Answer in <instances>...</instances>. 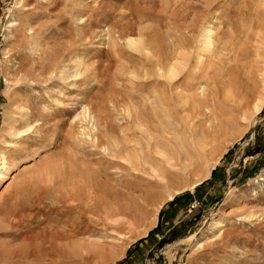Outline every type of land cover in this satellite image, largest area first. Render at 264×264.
I'll use <instances>...</instances> for the list:
<instances>
[{
	"label": "rangeland",
	"instance_id": "1",
	"mask_svg": "<svg viewBox=\"0 0 264 264\" xmlns=\"http://www.w3.org/2000/svg\"><path fill=\"white\" fill-rule=\"evenodd\" d=\"M261 2L0 0V156L8 167L0 178V264H34L23 260L41 250L39 233L71 222L87 228L74 238L88 240L80 264H264V103L222 135L224 118L193 119L194 129L216 131L194 159H177L174 139L188 150L196 143L185 118L203 97L213 109L221 62L237 76L245 67L264 70L254 54L257 33L264 35L253 26H264ZM207 28L215 48H229L222 60L200 43ZM138 36L162 62L182 52L175 79L157 76L128 48L126 37ZM183 96L192 100L181 107ZM141 112L169 142L155 135L157 153L143 152L155 172L140 163L120 172L112 142L143 145ZM135 152L122 154L133 160Z\"/></svg>",
	"mask_w": 264,
	"mask_h": 264
},
{
	"label": "bare ground",
	"instance_id": "2",
	"mask_svg": "<svg viewBox=\"0 0 264 264\" xmlns=\"http://www.w3.org/2000/svg\"><path fill=\"white\" fill-rule=\"evenodd\" d=\"M261 4H262V7L264 8V0H262ZM262 14H264V13H262ZM262 16H264V15H262ZM254 25L259 26L258 28H260V27L262 29L264 28V26L261 24L260 20L256 21L255 24H253V26ZM231 29H232V27L230 26L229 31ZM232 30H234V29H232ZM213 34H214L213 29L207 28L204 31V33H202L200 35L201 36V38H200L201 42L200 41L199 42L204 47L205 51L208 52L210 58L214 57L215 53L219 52V58H220V60H222L221 57L223 55H225L227 53V51H229V48L227 49V48L222 47V46L219 48H215V46L213 44ZM229 34H231V33H229ZM261 34L262 33L259 32L256 35V39H255L254 43H256L257 46L255 48L254 54H255V60L257 62L262 63V61H264V60L259 61V59L264 58V55L260 56L261 49H262V51H264V37H263L264 35L262 34V36H261ZM247 37H248V35H247ZM125 41L128 45V48H130L131 50H133L137 53L142 54L144 57L147 58V60L151 63L153 70L155 71V72L154 71L153 72L156 73V75L159 77H163L167 80H173L176 78V76L178 74V68L180 67V65L184 66V64H185L182 62V60L185 61V59L182 57V52L179 53L176 51L177 53L175 55H173L174 56L173 61L170 62V60H166L165 62H162V61H160V59L158 57L155 58V56L151 53V50L149 49L148 45L143 42L141 37H139V38H137V37L136 38L126 37ZM262 51H261V54H262ZM238 52H240L239 55H242V57L244 55L245 58L250 56V54H252L251 51L248 50L246 45L240 46L238 49ZM218 61H219V59H218ZM219 62H221V61H219ZM159 65H161L164 68V69L162 68L163 71L159 67ZM149 66H150V64H149ZM226 67L224 66V62L220 63V67H219L220 69L218 72V76L215 79L217 89H216V95L214 97V100L212 101L214 103V107H212L213 108L212 110L210 108L211 105L209 107L210 111H212L213 114L211 115L212 112H210V114H209V109L206 108V105L208 104L207 101L211 97H209L208 99H205V97H203L201 100V104L200 103L198 104L195 101L193 102L192 108L195 112L194 116H191L192 115L191 114V115L186 116V118H185L186 121L188 122V124H187L188 125V132H189V134H191V136L195 137V140H196V143L194 144V146H192L188 150L185 147V145L183 144V141H182L183 139L179 138L178 134H176L177 137L174 138L175 143H176V148L179 149V150L177 149L178 153H179V154H177L179 156V157H177V159H179L180 161L185 156H188V157L190 156L191 159H194L196 156H199V155L205 153L208 144L204 139L205 138L211 139L212 136L209 137V135H214V133H216L213 126H212V128L209 127L210 124L207 127L203 126L204 123L206 125V123L210 122L209 117H212V118L213 117L214 118L219 117L220 120L223 118L226 120V121H224L225 124H223L224 127L223 128H221V126L219 127L218 132L219 131L221 132L224 129L229 128V126L234 123L236 118L246 117L249 110L253 111L255 114L260 112V109L264 103V70L261 71L262 69H260L258 67L255 70L253 68H250V67H248V69L245 67V70L242 73H239V75L237 76L236 71H239V70L236 67H227V68ZM181 70H179V71H181ZM144 71L146 72L147 70H144ZM179 73H181V72H179ZM144 76H146L145 73H144ZM230 76H231V78H230ZM235 78H237V79H235ZM232 79H233V81H231ZM225 82L230 84L229 86L231 87V91H229V95H228L227 99L225 98V99H222L223 101L222 100L218 101L219 100L218 98H220V96H219L220 92H222L225 88ZM221 89H222V91H221ZM200 95L204 96L203 92H200L199 96ZM190 100H192L191 96H183V98H181V103H180L181 107L186 106ZM230 104H231V106H230ZM232 105H233V107H232ZM202 109H204V110H202ZM204 112H206L207 114H204ZM200 115L203 116V119L201 117V121L203 120L202 122H204V123L202 126L205 129L204 130L202 129L201 131H200V129H198L199 130L198 131L197 129H194L193 119L198 118ZM139 120H140V122H144L145 120L149 121V123L146 125H144L143 123H140V122H139L140 124L139 123L135 124L136 128L141 131L140 133L142 136L141 140H143L142 141L143 145H141V143H139V140H138V143H136L137 140H135V139H131V140L125 139L122 142H118V141H116L114 143L112 142V145L114 144L113 145V147H114L113 152L115 153L114 157H117V159L120 158L123 161L122 163L116 164V167L118 168V170L120 172L125 170L124 165L129 166L131 170H138L137 166L139 163L141 165L147 167L148 169L152 170L153 172H155L156 171L155 167L147 161L148 155H144L143 152L146 150L149 151V150H154V149H155L154 151L156 152V148H158V146L156 143L155 135L162 136L163 142H169L168 141V133H165V131H163V130L161 132H158L159 130L156 131V130L152 129L153 122L149 119V114L141 112L139 114ZM199 120H200V118H199ZM220 120H219V122H220ZM201 121H200V123H201ZM161 126L164 129V128H166L167 125L161 124ZM8 129L11 130L10 128H8ZM21 132L22 131L17 130L15 132H11V134L14 137H17ZM221 135H222V132H221ZM124 137H126V136H124ZM130 137L132 138V136H130ZM214 137H212V138H214ZM134 140H135V142H134ZM132 142L134 145L130 146V143H132ZM188 147H190V145ZM130 150L136 151L135 152L136 153L135 159H133V160H132L131 155L128 154L129 155L128 156L127 153L122 154V153L128 152ZM160 155L163 156V158H164L163 161H165L168 164L170 163V157L168 156V154L161 151ZM110 158H113V157H110ZM183 163H184L185 167L188 166L186 161H184ZM140 164H139V166H140ZM7 169H8V167L6 166L5 159L0 156V178L2 176V172H6ZM73 189L74 188L67 191L70 193L71 196H73L74 193L76 192V190L75 189L73 190ZM86 191H88V190H86ZM90 192L88 193V201L90 198H92L94 196V195H92V197H91ZM171 198L172 197L170 196L169 199H171ZM92 199H95V198H92ZM80 202H81V199H80ZM83 202H85V201H83ZM84 205H86V203ZM86 210H87V208H86ZM66 222H69V221L66 220ZM80 224H81V222H80ZM55 225L50 226L48 228V231L47 230H43L42 232L39 231L40 233L38 235V239H39L40 245L42 247L41 250L40 251L36 250L29 257L24 258L23 261L27 260L28 262L29 261L32 263L34 262V264H80L79 260H82L83 263H87L88 262V240H77V241L74 240V238L77 235L86 233L87 228L82 229V228H80V226H76L75 224H73V222H71L70 224L67 223V224L63 225V227L60 226L62 229L57 228ZM36 238H37V236H36ZM44 244L46 246H43ZM38 247H40V246H38ZM22 258H20V259H22Z\"/></svg>",
	"mask_w": 264,
	"mask_h": 264
}]
</instances>
